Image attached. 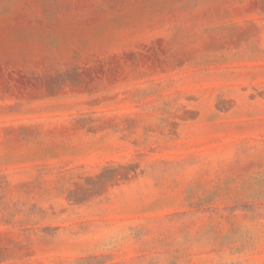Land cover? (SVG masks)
<instances>
[{
	"label": "rangeland",
	"instance_id": "1",
	"mask_svg": "<svg viewBox=\"0 0 264 264\" xmlns=\"http://www.w3.org/2000/svg\"><path fill=\"white\" fill-rule=\"evenodd\" d=\"M0 264H264V0H0Z\"/></svg>",
	"mask_w": 264,
	"mask_h": 264
}]
</instances>
